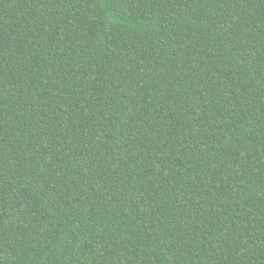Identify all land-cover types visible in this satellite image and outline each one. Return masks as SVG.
Returning a JSON list of instances; mask_svg holds the SVG:
<instances>
[{"label": "trees", "instance_id": "16d2710c", "mask_svg": "<svg viewBox=\"0 0 264 264\" xmlns=\"http://www.w3.org/2000/svg\"><path fill=\"white\" fill-rule=\"evenodd\" d=\"M0 264H264V0H0Z\"/></svg>", "mask_w": 264, "mask_h": 264}]
</instances>
